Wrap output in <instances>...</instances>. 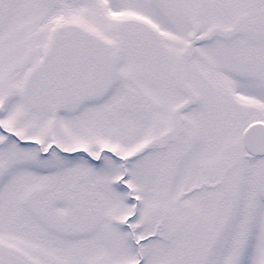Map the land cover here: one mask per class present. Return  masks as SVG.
Masks as SVG:
<instances>
[{
  "label": "snow or ice",
  "instance_id": "obj_1",
  "mask_svg": "<svg viewBox=\"0 0 264 264\" xmlns=\"http://www.w3.org/2000/svg\"><path fill=\"white\" fill-rule=\"evenodd\" d=\"M0 264H264V0H0Z\"/></svg>",
  "mask_w": 264,
  "mask_h": 264
}]
</instances>
